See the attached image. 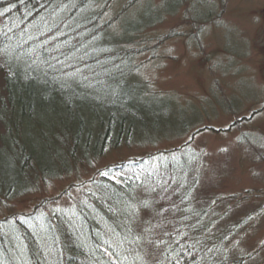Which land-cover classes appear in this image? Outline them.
Instances as JSON below:
<instances>
[{"label": "trees", "instance_id": "16d2710c", "mask_svg": "<svg viewBox=\"0 0 264 264\" xmlns=\"http://www.w3.org/2000/svg\"><path fill=\"white\" fill-rule=\"evenodd\" d=\"M111 1L0 0V69L4 104L12 116L0 115V121L6 133L22 131L30 125L26 118L61 106L62 122L71 123L60 141L64 168L78 156L97 152L106 140L135 138L141 127L156 121L148 115L152 106L146 107L154 94L135 79L134 52L124 46L137 30L122 20V33H109L114 19L103 21ZM87 108L95 119L84 114ZM47 135L41 132L42 138ZM11 139L15 152L9 162L18 174L13 169L3 174L7 165L0 170V186L15 187L17 194L18 176L34 177L46 167L38 166L34 147L21 136ZM168 154L174 153L134 161L137 171L128 179L127 163L111 168L89 183L81 202L57 208V216L35 210L4 232L5 224L0 225V264H262L239 249L237 237L253 222L251 216L230 221L236 204L219 208V198L199 204L200 175L193 171L181 179L175 174L185 162L168 160ZM150 163L154 169L139 172ZM113 172L122 174L125 183H114Z\"/></svg>", "mask_w": 264, "mask_h": 264}, {"label": "rangeland", "instance_id": "374dc122", "mask_svg": "<svg viewBox=\"0 0 264 264\" xmlns=\"http://www.w3.org/2000/svg\"><path fill=\"white\" fill-rule=\"evenodd\" d=\"M130 1L112 0L103 21L114 19L109 33H122V20L137 30L124 46L134 52L135 79L154 94L146 107L152 106L148 115L156 121L141 127L135 138L106 140L97 152L78 156L66 168L60 141L71 123L62 122L61 106L26 118L30 125L22 131L6 133L0 121V170L9 167L3 174L16 166L9 162L15 152L11 138L16 135L34 147L38 166L46 167L34 177L18 176L17 194L15 187L0 186L3 232L6 225L25 220L35 210L54 217L57 208L81 202L89 183L121 163L128 164V179L137 171L134 161L172 152L168 160L185 162L175 175H200L199 204L219 198V208L236 204L230 221L251 216L253 222L237 237L239 249L264 264V0H182L178 7L179 0H138L128 6ZM139 13V19L130 22ZM5 88L0 69V115L8 119ZM84 114L95 119L88 108ZM41 132L48 134L50 143ZM178 149L189 150L175 153ZM154 168L150 163L139 172ZM14 172L18 174L15 168ZM113 173L114 183H125L122 174ZM24 190L29 191L19 194Z\"/></svg>", "mask_w": 264, "mask_h": 264}]
</instances>
